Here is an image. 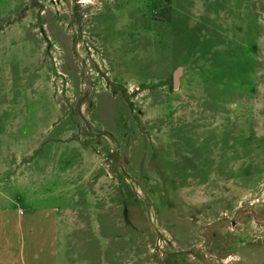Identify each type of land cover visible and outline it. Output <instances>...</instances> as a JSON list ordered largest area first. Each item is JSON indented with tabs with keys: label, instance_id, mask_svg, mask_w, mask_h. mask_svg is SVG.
I'll use <instances>...</instances> for the list:
<instances>
[{
	"label": "rangeland",
	"instance_id": "obj_1",
	"mask_svg": "<svg viewBox=\"0 0 264 264\" xmlns=\"http://www.w3.org/2000/svg\"><path fill=\"white\" fill-rule=\"evenodd\" d=\"M82 1L0 0V264H264V0Z\"/></svg>",
	"mask_w": 264,
	"mask_h": 264
},
{
	"label": "water",
	"instance_id": "obj_2",
	"mask_svg": "<svg viewBox=\"0 0 264 264\" xmlns=\"http://www.w3.org/2000/svg\"><path fill=\"white\" fill-rule=\"evenodd\" d=\"M181 70L178 69L174 74H173V86L175 87L178 84V79L180 77Z\"/></svg>",
	"mask_w": 264,
	"mask_h": 264
},
{
	"label": "bare ground",
	"instance_id": "obj_3",
	"mask_svg": "<svg viewBox=\"0 0 264 264\" xmlns=\"http://www.w3.org/2000/svg\"><path fill=\"white\" fill-rule=\"evenodd\" d=\"M86 2H89V0H83L82 3H86ZM91 3V2H90Z\"/></svg>",
	"mask_w": 264,
	"mask_h": 264
}]
</instances>
